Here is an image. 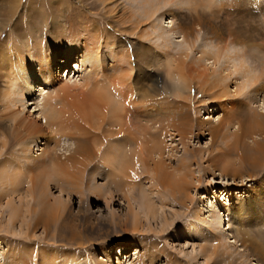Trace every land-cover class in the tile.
I'll return each instance as SVG.
<instances>
[{
  "label": "rangeland",
  "instance_id": "obj_1",
  "mask_svg": "<svg viewBox=\"0 0 264 264\" xmlns=\"http://www.w3.org/2000/svg\"><path fill=\"white\" fill-rule=\"evenodd\" d=\"M9 1L11 0H0V26L2 29L0 33V60L4 58L3 56H6L4 52L6 53L7 50H9V47L14 43L12 41L24 44L23 41L29 39L28 36L30 37V35H32L31 33H34V36L32 35L33 37L31 38L35 41L32 50L37 49L38 51L39 48V51H46V53L53 52L58 58H62L64 51L68 48L82 44L86 38H95L94 40L97 44H102L106 48L112 45L113 49L120 53H128V51L130 53L133 52L132 55L134 54L133 56L136 58V65L140 67L139 71H136V69L133 70V78L137 81V85L144 87L146 90L145 93L147 92L148 95H154L156 92H159L157 93L159 96L156 95L155 99L161 100L162 103H173V101H171V99H173L171 81L166 75L167 63L165 60H163L161 56L158 62L155 61L157 63L148 67L145 65L146 57L143 58V52L145 55L147 50L148 55H150V53L156 54V52L163 55L162 50L155 44L156 37L149 35V39V36L139 35L140 31L143 33L144 30L149 28V24L147 23H150V21L154 22V18H156V22L159 21L163 28L170 29L172 23H175L174 26L180 24L182 27H189L187 30H191V32H189L187 40L194 42L191 51L190 49L185 50L183 48L184 42L187 40L181 41L182 36H178V33H175L172 39L173 44L181 51V56L185 58L186 61H190L191 58H194L193 55L195 54L197 56L200 55L197 47L199 43H208L207 45L211 46L216 41L221 43V41L224 40L225 42H237L236 45H238V47L242 46L245 48L244 50L246 52H243L247 54L246 64L252 65L260 63L264 70V0H224V2L221 1L222 3L218 2L217 6L209 4L207 0H168V2L167 0H151V2H156L158 5L161 2L163 3V1H165V4L155 12L154 18L148 19L147 21L145 20L147 22L146 25L140 22V25L138 24L136 26L131 19L129 20L127 18L130 17L131 14L128 8L129 5L132 7H139V4L137 5L135 1H133L135 4H130L127 0H12L14 1V5L12 6L11 13H8ZM212 1L210 0V2ZM167 11H171L172 14H166ZM196 17L201 18L205 23L202 25L203 27L199 24H195L196 22H194L195 25L193 24ZM209 22H212V24L214 23L215 28L213 30H210L206 25ZM215 33L218 34L217 38H215ZM219 43L217 42V44ZM190 44L192 43L190 42ZM36 45H41V47H37ZM185 54H188L187 57ZM175 56H178V53H176ZM209 56L205 57L207 61H214L213 57ZM254 59H256L258 63L254 62ZM31 60L32 58L30 56L27 57V61ZM71 61L73 62L69 61L70 73L68 74L66 70H61L60 64L57 66L58 68L60 67L59 70H61L62 80L65 79L63 81H77L78 78L81 79L84 72L89 70V68L83 70V66L80 65L78 69H74L75 58L71 59ZM194 66L196 65L194 64ZM209 67L211 68L212 66ZM202 68V66L199 67V69ZM210 71H212V69H210ZM3 73L4 68L0 67V148L1 142L9 138L8 134H10L11 127V115H6L9 110L5 108V102L2 100V92L5 89V82L3 76H1ZM232 75V77L230 76L226 81L228 83L227 87L231 92L237 88L239 81L242 79L240 74ZM32 76H34L33 78H37L39 73L33 72ZM260 78L261 80H258L259 83H264V73ZM35 84H40V82L35 81ZM107 84L109 88H112L110 83ZM76 90L75 88H71V92L65 96V100L73 101L75 106L66 108L73 113L83 116L85 119L88 115V119L91 118V120L99 116L102 117L103 114H101V111H95L93 108L94 106L86 104L87 100H85V98L88 97V94L79 93L78 91L76 93ZM197 90L200 89L196 88V91L195 89L192 90L194 94V110L192 111L197 117H207L208 110H218L220 106H218V103L211 101L210 94L204 93L202 95V91ZM117 92L118 91H115V95L119 98L120 92L118 94ZM32 93H34L32 99L27 102L33 104H29L30 106L26 108L30 111L33 110L34 107L35 110L37 109V111H35V113H37L42 109V103L46 97L48 95L53 96L55 91L53 86L46 85L43 91L36 90ZM248 93L251 96L246 93L244 95H236L232 98V100L235 101H237V98L242 99L246 106L243 112H247L235 114L230 121L231 128L228 127L227 130L231 129L230 131L240 132V123L244 126V123L253 116L255 110L264 113V85H261L258 92L249 91ZM146 97L147 95L144 98L146 99ZM252 97L255 100L249 101ZM140 98L139 94L135 99L131 98L130 101L133 104L137 99L141 100ZM127 99L126 97V101ZM121 100L122 98L120 101ZM199 102L201 104L208 103V108L204 106L202 107L203 109L201 108V111L198 112L197 106L200 104ZM70 103L66 105H70ZM57 105L61 107L59 102ZM26 108L24 112H26ZM84 108L86 110H83ZM223 111L224 110L221 109L217 113H212L209 117L212 115L213 117L209 120L223 117L225 114ZM3 113H5V115ZM237 115L242 116L238 117ZM242 125L241 128L243 127ZM102 126L103 124L101 128ZM205 130L201 136L188 135L189 139L186 138L185 140L189 145L188 148L204 149L206 150L204 155H206L209 150H212L213 154H217L218 150L219 152L225 151L223 148L224 143H222L220 139H218L216 144L213 143L211 135ZM96 131H98L100 135L103 134H101L100 129H96ZM167 131L170 133L169 129ZM193 131L197 133L195 128ZM168 133L166 134L165 132L162 137L166 145L164 157L167 158L165 159V163L167 164V162H169L168 167L172 169L171 166H176L179 160L186 154L184 153L183 145L177 137L174 135L169 136ZM106 136H100L99 140H96V142L89 143L97 154L94 156L96 164L92 166L94 161L92 163L89 162L87 164V171L79 176L80 185L83 188L82 193L70 192L68 195L66 193H61V197L65 202L62 207V213L59 216L55 211L56 202L54 203V200H50L51 203L53 202V208H48V210L42 209L44 213L58 216V220L56 222L54 221V223L51 222L52 225H50L47 230L43 228L41 223L33 229H27L26 221L29 220V216L26 212V205L24 203L25 198L19 205L18 202H16L19 211L17 207L16 210L18 213L13 221L9 220L10 207L4 205L8 198L4 196L0 199V264L9 263L15 256H28L31 254L30 252H23V249H33L35 252L34 257L37 259L42 256L55 255L57 256L56 262L59 261L66 264H206L207 262L204 261L205 257L198 253L200 251V245L208 246L210 248L208 254H211V247L213 245H218L217 241H221L216 231H207L208 225L205 222H201L207 219L200 218V221L196 219L193 214L194 208L198 206V204L200 205V202H197L200 195L207 196L205 199L207 204L211 201L214 206H218L219 203L216 202V199L228 200L231 204L242 202L249 197L251 199L256 198V196L257 198L259 197L255 204L261 208L258 207L257 210H255L256 212L250 215L254 217L258 223L252 222V224H246L248 227L245 226V229L249 228V239L253 238L256 242L262 244L261 247L264 252V199L262 200V197L255 193L258 182H263L261 180L264 179V161H262L263 163L260 165L257 164V166L250 164V162H252L250 160L254 155L253 151L250 150L253 148L247 152V150H245L246 148L241 149L242 147H240V151H242L243 154L245 152L244 155L250 158L246 160L242 157V166L237 167L235 163L232 166H228L230 168L232 167L233 171H237L234 175L231 174L232 176L223 175L224 172L222 171V167L223 164L226 165V163H224L225 160H227L226 155L220 156L217 159L219 161L216 162V168L210 166L209 172L203 173L204 167L208 164V161L205 160L206 157L203 159L198 158L197 161L194 158V154H187L186 161L188 163L190 162V170H192L195 176V178H193L194 183L197 185L195 179L199 178V176H201V178L197 188L193 187L190 189L193 200L187 201L188 207L185 206L183 208V206L174 202L173 199L169 197L168 193H160L152 187L150 179H152L153 176L147 173V165L138 164L135 168L137 173L134 172V178L130 176V178L120 179L119 183H113L114 173H116L117 170H113L112 166L108 164H105L107 165L105 166L103 162H101V159L106 152L111 154L113 151L117 152L116 157L119 158L121 156L118 155V153L121 154L124 151L130 152L132 149L136 150L137 144H135L136 142L132 143L134 147L131 145V149L128 150L130 140L127 136L122 134L118 137H114L116 135L112 137L110 134ZM255 136L264 144V133L257 131L254 137ZM251 139V137H245V144L249 143L252 147H255V145L253 146L251 143ZM26 141L27 146L25 147L32 148L35 145L33 148L34 152H41V150L37 151L36 149L37 147L43 148L44 139L29 137ZM60 142L68 146V148L57 147L56 149L60 157L63 158L74 147V138L65 137L62 138ZM13 143L11 144L9 153L0 155V165L9 160L11 163L10 168H18L21 165V167H23L26 164L25 161L13 158V156L18 153L20 147L18 142ZM212 143L213 147L211 146ZM218 143L222 144L220 145ZM50 145H53V141H50ZM214 149L218 150L215 151ZM169 156H171V159H169ZM228 157L232 158L233 161L236 159L237 154L233 153L228 155ZM111 171H113V174H111ZM249 174L252 175L251 180L248 179L242 186L235 184L236 182L240 183V179H245ZM91 179L94 181L92 182L93 184L103 188L101 190L102 192L96 196L94 193L92 195L86 187ZM127 179L131 182L130 184H126ZM92 183L90 182L91 185ZM26 187L27 179H24L22 184L18 187V192L24 195ZM1 190H3V186L0 181V193L2 192ZM51 192V197L54 198L55 196H59V191L54 186H51ZM11 197H16V195L12 194ZM147 202L154 206V212L150 213L147 211ZM39 209H37L38 212ZM230 214H233L232 219L226 221V227H229V229L225 231L221 230V232H226L228 238L233 234L237 235L236 231L242 235L241 232L243 231L239 226V221H241L242 217L234 214V210L230 211ZM221 229H223V226H221ZM203 230H206V232L201 234L200 232ZM177 232H179V235L176 234ZM240 235L238 236L240 237ZM262 238L263 241L261 242L260 239ZM235 239V242L229 244L232 247L228 250L230 254L232 253L231 256H233V259L234 256L236 257V255H238V253L236 254L238 250L240 253L245 254L246 251H252V247L248 244L249 241L245 243L246 247H244V245H238L240 243L238 238ZM208 241H210V243ZM119 246L125 249L121 252L123 253L122 256L116 254V252H119ZM242 248H245V250L242 251ZM138 250L139 252L137 254L135 251ZM217 251L222 253L223 249L219 247ZM223 254V257L227 256L225 253ZM211 256L214 257L213 254H211ZM243 257L244 256H242L241 259H243ZM229 260L231 261L232 259ZM224 262L218 260L217 264H228L227 261ZM256 262L264 264V260L263 262L260 260L256 261L252 256H248L244 264H257ZM231 263L232 262H230V264ZM234 264L238 263L235 262Z\"/></svg>",
  "mask_w": 264,
  "mask_h": 264
},
{
  "label": "bare ground",
  "instance_id": "obj_2",
  "mask_svg": "<svg viewBox=\"0 0 264 264\" xmlns=\"http://www.w3.org/2000/svg\"><path fill=\"white\" fill-rule=\"evenodd\" d=\"M127 1L130 4L134 3L133 1H135L137 5L139 4V7H132L131 5L128 7L131 14L130 17L127 18L129 20L131 19L135 26L138 24L140 25V22L146 25V21L154 18L155 12L165 4V1L159 3V5L156 2H151V0ZM207 1L209 4L215 6L218 5V2H224V0H211L212 2H210V0ZM13 5L14 1L11 0L8 2V13H11ZM167 13L172 14L171 11H167L166 14ZM154 19L155 21L152 20L154 22L150 21V23H147L149 24V28L144 31L142 30L143 33L140 31L139 35L146 37L153 35L156 37L155 44H157V47L162 50L163 55L158 54V52H156V54L150 53V55H148L147 50L145 55L143 52V58L146 57L145 65L148 67L157 63L161 56L167 63L166 75L171 81L170 84L173 95L171 101H173V103L170 102L164 104L161 100L155 99L156 95L159 96V94H157L159 92H156L154 95H148L147 92L145 93L146 90L144 87L137 85V81L133 78V70L136 69V71H139L140 67L136 65L137 62L136 58L133 56L134 54L132 55L133 52H121V54L119 51L113 49L112 45L109 48H106L102 44H97L94 40L95 38H86L82 44L68 48L64 51L62 58H58L53 52L46 53V51H39V48L38 51L37 49L32 50L35 41L32 40L31 37L34 36V33H31L33 36H28L29 39L23 41L24 44L12 41L14 43L9 47V50H7V54L4 52V55L6 56H3L4 58L0 60V67L4 68V73L1 76H3L5 82V89L2 92V100L5 102V108H8L9 110L6 115H11V127L10 134H8L9 138L4 142H1L0 155L9 153L11 150V144L13 142H18L20 147L18 153H16L13 158H17L18 160L22 159L26 162L23 167H21V165L18 168H10L11 163L9 160L0 165V181L3 186V190H1L2 192L0 193V199L4 196L5 198H8L4 205L11 209L9 220L13 221V219L16 218L19 211L18 205L25 198L24 203L26 205V212L29 216V220L26 221L27 229H33L41 223L43 228L47 230L54 221L56 222L58 220V216L62 213L61 211L65 200L61 197V193H66L67 195L70 192L82 193L83 188L80 185L81 182L79 176L87 171V164L89 162L92 163L95 158L94 156L97 155L89 143H94L96 140H99L100 136L105 137L107 134L112 135V137L114 135H116L114 137H118L120 134L127 136L130 140L129 141L125 138L130 142L128 150L133 146L132 143L136 142L135 144H137L136 150L132 149L130 152L124 151L125 153H118L122 158L116 157L117 152L113 151L111 154L106 152L102 158L103 160L101 159V162H103L104 165L108 164L109 166H112L113 170H117L116 173H114V178L112 177L113 183H119L120 179L127 177L130 178V176L131 178H134V172L137 173L135 168L138 164L147 165V173H150L153 176L152 179H150L152 187L160 193H168L169 197H171L177 204L183 206V208L187 206V201L189 202L193 200L190 189L193 187L197 188L201 178V176H199V178L195 179L197 181L196 185L193 181L195 176L193 175L192 170H190V162L188 163L186 161L187 154H194V158L197 161L198 158L203 159L206 157L205 160L208 161V164L204 167L203 173L209 172L210 166L216 168V162L219 161L217 159L220 156L226 155L227 160L224 162L226 165L223 164L222 167V171L224 172L223 175L226 176H230L231 174L234 175V173L237 172L233 171L232 167L230 168L228 166H232L234 163L237 164V167L242 166V157L246 160L250 158L249 156L244 155L245 152L243 154L242 151H240V147H242L241 149L246 148L245 150H247V152L253 148L250 150L254 153L250 160L252 161L250 164L257 166V164L260 165L263 163L264 144L258 137H254L257 131L264 133L263 112L255 110L253 116H250L251 118L248 120L246 119L247 122L244 123V126L240 123V127L238 125L240 132H233V130L230 131L231 129L227 130V128L230 127V121L235 114L247 112H243V110L246 109V106L242 99L237 98V101H235L232 100V98L236 95H244L246 93L250 95L248 93L249 91H254L256 93L261 88V85H264V83L261 84L258 81L261 80L260 77L264 73L262 65L258 63L256 59H254V62H257L258 64H246L247 54L244 53L246 52L244 50L245 48L242 46L238 47V45H236L237 42H225L224 40H222L221 43L216 41L211 46H208V43H199L197 47L200 55L197 56L195 54L193 55L194 58H191L190 61H186V59L181 56V51H179L175 44H173L172 39L173 35L178 33V36H182L181 41L187 40L188 34L191 32V30H187L189 27H182L180 24L174 26L175 23H172L170 29H167L163 28L159 21L156 22V18ZM194 22L201 27L205 24L199 17H196L193 24ZM206 25L210 30L215 28V25L214 23L212 24V22H209ZM1 30L0 26V33ZM217 35L218 34H216L215 38H217ZM148 38L150 39V36ZM190 42L192 44H190ZM217 42L219 44H217ZM193 45V41L187 40L184 42L183 48L185 50L190 49L191 51ZM36 46L41 47V45ZM176 53H178V56H175ZM188 54H185L186 57ZM28 55L32 58L31 61H27V57H29ZM206 56L213 57L214 61H207L205 58ZM73 58H75L74 69H78L80 65L83 66V70H85V68H89V70L84 72L81 79L78 78L77 81H63L65 79L62 80L61 70L64 69L67 74L70 73L69 61L73 62L71 61ZM58 64H60L61 70H59L60 67H57ZM194 64L196 66H194ZM201 66L203 68L199 69ZM209 66L212 67L210 68ZM210 69H212V71H210ZM33 72H38L39 76L33 78ZM232 74H240L242 79L239 81L237 88L231 92L227 87L228 83L226 81ZM35 81L40 82V84H35ZM107 83H110L113 89L109 88ZM46 85L53 86L55 94L46 97L42 103V109L39 112L35 113L37 109L35 110L34 107L33 110L28 111L26 107L30 106L29 104H33L27 102L32 99L34 94L32 92L36 90L43 91V88H45ZM71 88L77 89L76 93L78 91L79 93L88 94V97L85 98V100H87L86 104L94 106V110L101 111L103 116L91 120V118L88 119V115L85 119L83 116L68 110L67 108L75 106L73 101L65 100V96L71 92ZM196 88H199L202 91V95L204 93L210 94L211 101L218 103V106H220L218 110H208L207 117H197L192 111L194 110V94L192 93V90L195 89L196 91ZM114 90L118 91L117 94L120 92L119 98L116 97L117 95H115ZM139 94L141 100L137 99L136 102H133L132 104L130 99H135ZM146 95L147 97L145 99L144 97ZM126 97L128 98L127 101ZM253 97L250 98L249 101H254L255 99H253ZM121 98L122 100L120 101ZM58 102L61 104V107H58ZM68 103H70V105H66ZM204 106L205 108H208V103L198 104V112H200L201 108ZM25 108L26 112H24ZM219 109L224 110L223 112L225 114L223 117L214 119L215 122L214 120H209L213 117V115L210 117L209 115L219 112ZM83 110L86 109L84 108ZM3 114L5 115V113ZM237 116L239 117L242 115ZM102 124L103 126L101 128ZM241 125L243 126L242 128ZM194 128L197 130V133H194ZM96 129H100L101 134H103L100 135ZM168 129L170 130V133H168ZM205 129L211 135L213 143L216 144L218 139L224 143L223 148L225 151L219 152L218 149H214L215 151L218 150V152L217 154H213L212 150H209L206 156L204 155L206 153V150L204 149L188 148L189 145L185 141L186 138L189 139L188 135L201 136ZM165 132L166 134L168 133L169 136L174 135L177 137L183 145L184 153L186 154L179 160L176 166H171L172 169H169L168 167L169 162H167V164L165 163V159H167L164 157L166 145L162 138ZM29 137L44 139L43 148L37 147L36 149L37 151L41 150L40 153L34 152L33 148L35 145L32 148L25 147L27 146L26 140ZM65 137L74 138V147L68 154L61 158L56 149L57 147L68 148V146H65L60 142L61 139ZM245 137H251V143L253 146L255 145V147H252L248 142V144H245ZM50 141H53V145H50ZM213 143L211 145L212 147ZM222 143L218 144L221 145ZM233 153L237 154V157L232 161V158L228 157V155ZM169 159H171V156H169ZM95 162L96 161H94L92 166L96 164ZM111 172V174H113V171ZM24 179H27V187L25 189V194L23 195L18 192V187L22 184ZM93 179L89 181L86 187L92 195L94 193L96 196L102 192L101 190L103 188L93 184ZM243 179L244 178H241L240 183L236 182L235 184L239 186L244 185L248 179H252V175L249 174L244 180ZM261 181L263 182H258L255 193L260 195L263 200L264 179ZM130 183L129 179H127L126 184ZM51 186L58 189L59 196H55L54 198L51 197ZM9 194H14L16 197H11ZM206 197L207 196L203 195L198 197L197 202H200V205L198 204V206L194 208L193 214L198 220H200V218L207 219L206 221H200L205 222L208 225L207 231H216L221 242L217 241L218 245H213L211 247V254H213L214 257H212L211 254H208L210 249L208 246L200 245V251L198 253L205 257L204 261L207 263L210 262L208 264H217L218 260L220 262L227 261L228 264H230V262H232L231 264H234L235 262L238 264H244V261L246 262L248 256H252V258L254 257V260H260L263 262L264 252L261 247L262 244H259L253 238L249 239V228L245 229V226L248 227L246 224H252V222L258 223V221L250 215L256 212L255 210H257L258 207L261 208L255 204L259 197L257 198L256 196V198L252 199L249 197L242 202L231 203L232 205L228 200L216 199V202H219L218 206L212 205L213 202L211 201L207 204V201L205 200ZM50 200H54V203L56 202L55 211L58 216L44 213V211H42V209L48 210V208L50 209L54 207L52 204L53 202L51 203ZM16 202H18V205H16ZM17 207L18 211L16 210ZM37 209H39V212ZM232 210H234V214L242 217L241 221H239V226L243 231L241 232L242 235L246 237H243L236 231L237 235L233 234L228 238L226 232H221V230L225 231L226 229H229V227H226V221L232 219L233 214H230V211ZM147 211L150 213L154 212V206L148 202ZM221 226H223V229H221ZM204 232H206V230H203L200 233L203 234ZM176 234L179 235V232ZM238 235H240V237ZM235 238H238V241H240L238 245H244V247H246L245 243L249 241L248 244L252 247V251H246L245 254L240 253L238 250V252H236L238 255H236V257L234 256L233 259V256H231L232 253L230 254L228 250L232 247L229 244L236 241ZM260 240L262 242L263 238ZM208 242L210 243V241ZM219 247L223 249L222 253H219L221 250L217 251ZM118 249L119 252H116V254L122 256L123 253L121 252L125 249L121 246H119ZM241 250L244 251L245 248H242ZM23 252H30L32 255L15 256L16 258L13 257L12 261L9 263L3 264H66L59 261L56 262L57 256L55 255H48L46 257L42 256L37 259L34 257L35 252L33 249H23ZM135 252L138 254L139 250ZM223 253L227 256L223 257ZM242 256H244L243 259H241ZM229 259L232 260L230 261ZM257 264H259V262Z\"/></svg>",
  "mask_w": 264,
  "mask_h": 264
}]
</instances>
